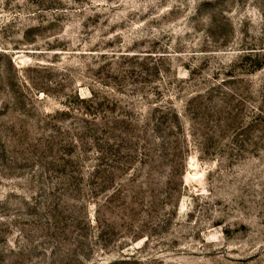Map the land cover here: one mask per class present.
I'll return each instance as SVG.
<instances>
[{
    "label": "rangeland",
    "instance_id": "rangeland-1",
    "mask_svg": "<svg viewBox=\"0 0 264 264\" xmlns=\"http://www.w3.org/2000/svg\"><path fill=\"white\" fill-rule=\"evenodd\" d=\"M0 264H264V0H0Z\"/></svg>",
    "mask_w": 264,
    "mask_h": 264
}]
</instances>
